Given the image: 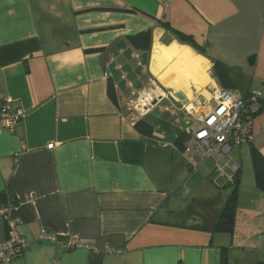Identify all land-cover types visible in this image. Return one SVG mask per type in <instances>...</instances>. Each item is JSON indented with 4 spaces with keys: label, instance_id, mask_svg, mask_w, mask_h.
I'll return each mask as SVG.
<instances>
[{
    "label": "crops",
    "instance_id": "obj_1",
    "mask_svg": "<svg viewBox=\"0 0 264 264\" xmlns=\"http://www.w3.org/2000/svg\"><path fill=\"white\" fill-rule=\"evenodd\" d=\"M147 32L148 51L131 44ZM215 62L236 96L260 89L263 2L0 0V105L23 112L14 133L0 128V244L9 224L28 243L4 264H221L222 249L228 264H264V193L252 162V150L264 158V109L251 142L219 167L187 148L223 90ZM152 89L162 98L141 118L132 104ZM234 166L233 232L188 228L181 203L219 195L220 210ZM69 236L97 252L65 250Z\"/></svg>",
    "mask_w": 264,
    "mask_h": 264
},
{
    "label": "built area",
    "instance_id": "obj_2",
    "mask_svg": "<svg viewBox=\"0 0 264 264\" xmlns=\"http://www.w3.org/2000/svg\"><path fill=\"white\" fill-rule=\"evenodd\" d=\"M264 3V0H259ZM156 88V85H153ZM155 90L142 91L137 95L132 104L133 110L139 117L150 113L161 100L160 93ZM264 109V83L257 91L240 98L232 91L221 90L216 98V107L200 118V126L191 133L187 148L195 152L202 159H213L219 167L221 158L228 154L234 147L248 145L251 142V129L254 117ZM186 114L192 112L190 106L184 108ZM23 112L13 110L10 101L4 100L0 105V128L14 133L20 124ZM238 167L234 166V173ZM5 209L0 210L4 215ZM8 240L0 244V264L10 263L20 257L28 246L22 238L19 229L14 224L8 225ZM40 243L57 244L58 238L54 235H41ZM65 250L85 249L91 252L97 250L84 245L75 236L67 237L62 244ZM108 251V250H106Z\"/></svg>",
    "mask_w": 264,
    "mask_h": 264
},
{
    "label": "trees",
    "instance_id": "obj_3",
    "mask_svg": "<svg viewBox=\"0 0 264 264\" xmlns=\"http://www.w3.org/2000/svg\"><path fill=\"white\" fill-rule=\"evenodd\" d=\"M162 25L169 29L167 24L164 23ZM176 36L181 44L194 46L191 37L179 33H176ZM149 41V32L130 38L131 44L142 51H148ZM212 71L214 77L219 81V85L223 90L231 91L233 89L234 85L232 80L230 79L225 68L219 62L214 63ZM141 126L142 122L139 121L135 127L139 129ZM184 139L185 135H180L175 141L176 146L181 147L183 145ZM252 162L256 187L260 192L264 193V158L256 153V151L252 150ZM227 185L231 191L225 204L220 210H218V207L221 204L219 195L211 199L201 201L196 200L191 202V204L185 210L186 216H189L192 220V223L188 228L209 232L212 234H231L233 232L237 208L239 170L234 173L231 181ZM221 264H228L226 249H222Z\"/></svg>",
    "mask_w": 264,
    "mask_h": 264
},
{
    "label": "rangeland",
    "instance_id": "obj_4",
    "mask_svg": "<svg viewBox=\"0 0 264 264\" xmlns=\"http://www.w3.org/2000/svg\"><path fill=\"white\" fill-rule=\"evenodd\" d=\"M222 162V161H221ZM221 164V163H220ZM185 198V197H184ZM186 199V201H183V203H181V206H185V205H190L191 203H190V201H191V199L190 198H188V197H186L185 198ZM222 204V203H221ZM188 206H185V207H188Z\"/></svg>",
    "mask_w": 264,
    "mask_h": 264
},
{
    "label": "water",
    "instance_id": "obj_5",
    "mask_svg": "<svg viewBox=\"0 0 264 264\" xmlns=\"http://www.w3.org/2000/svg\"><path fill=\"white\" fill-rule=\"evenodd\" d=\"M174 97L181 100L180 95H178V94H175Z\"/></svg>",
    "mask_w": 264,
    "mask_h": 264
}]
</instances>
